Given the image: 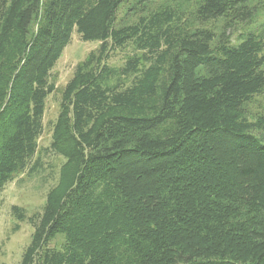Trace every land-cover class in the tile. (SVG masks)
Segmentation results:
<instances>
[{"label": "trees", "instance_id": "trees-1", "mask_svg": "<svg viewBox=\"0 0 264 264\" xmlns=\"http://www.w3.org/2000/svg\"><path fill=\"white\" fill-rule=\"evenodd\" d=\"M129 1L0 0V192L42 167L71 34L99 42L61 91L55 185L39 211L11 208L32 227L19 264H264V122L241 111L264 91V35L189 29L171 7L119 24ZM193 1L201 23L258 9Z\"/></svg>", "mask_w": 264, "mask_h": 264}, {"label": "rangeland", "instance_id": "rangeland-1", "mask_svg": "<svg viewBox=\"0 0 264 264\" xmlns=\"http://www.w3.org/2000/svg\"><path fill=\"white\" fill-rule=\"evenodd\" d=\"M252 6L257 5L255 15L246 22H231L226 17L214 21L201 23L195 16L197 3L193 0H130L119 7L117 22L119 24L131 23L142 14L171 7L177 12L185 26L189 29L203 27L212 30L216 36L225 31L235 41L238 34L244 31H252L264 35V0H249ZM261 6V7H260ZM260 7V8H259ZM99 45L97 41H83L75 31L71 34L69 43L64 47L60 57L51 69V82L54 91L45 101L43 115V132L38 138V154L42 167L39 172L28 175L27 172L17 174L8 182L0 192V264H19L21 254L27 246L32 233V227L26 221H18L12 214V206L24 209L28 214L40 210L45 201L48 189L55 185L59 167L63 159L48 150L52 123L59 111L61 91L67 81L72 77L75 66L86 55L95 50ZM131 52L128 46L123 52L110 60L112 64H119L124 53ZM243 116L250 121L262 119L264 122V91L253 96L241 106ZM61 238L57 237L55 245H59Z\"/></svg>", "mask_w": 264, "mask_h": 264}]
</instances>
